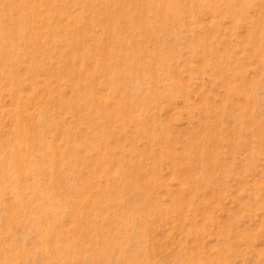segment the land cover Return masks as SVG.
<instances>
[{
    "label": "rangeland",
    "instance_id": "obj_1",
    "mask_svg": "<svg viewBox=\"0 0 264 264\" xmlns=\"http://www.w3.org/2000/svg\"><path fill=\"white\" fill-rule=\"evenodd\" d=\"M37 1L0 39V264H264V0H143L156 30L120 33Z\"/></svg>",
    "mask_w": 264,
    "mask_h": 264
},
{
    "label": "bare ground",
    "instance_id": "obj_2",
    "mask_svg": "<svg viewBox=\"0 0 264 264\" xmlns=\"http://www.w3.org/2000/svg\"><path fill=\"white\" fill-rule=\"evenodd\" d=\"M3 3H4V7L6 8L7 6H9V5H13V8L15 9L16 8V13L17 14H19V16L20 17H16V16H13L12 15V13H10L11 15H9L10 17L8 18V19H10L11 21H7L6 20V16L8 17V15H5V17L4 16H2V15H4V13L5 12H3V6H1V3H0V39H1V34L2 35H4V38H8V37H11L10 38V40H11V42L10 43H14V41H15V38L13 39V37H14V35L12 36V34H11V26H12V20H14V25H15V27H19V29H22V28H24V25H25V23H24V18H26L27 17V14H31L32 16H34L35 15V10H34V8L32 7V3H34V1L35 0H30V1H26V3L23 5L21 2H17L16 0H1ZM0 1V2H1ZM109 0H104V1H102L103 2V6L106 8V9H108L109 11L108 12H110V14H109V19L111 20V22L112 23H114V30H116L117 32H124V30L126 29V27L128 26V25H130V26H139V27H147L148 29L146 30V31H150V32H154V30H156V26H154V25H152L151 24V22H149L148 20H146V19H143L142 17H143V10H144V3H143V0H123V1H121V0H115V1H117V2H119V4H118V6H116V7H114L113 9L111 8V5L109 4V2H108ZM222 4H224V5H226V6H231L233 3H232V1H230V0H219ZM38 2V1H37ZM39 2H41V4H43L42 3V1L41 0H39ZM38 2V3H39ZM164 3V2H163ZM169 3H171V0H169ZM217 3V2H216ZM126 4H128V5H130L131 4V6L134 8L132 11L133 12H130V9L128 10V7H126ZM220 4V3H219ZM157 5V4H156ZM161 5V4H160ZM164 6V5H163ZM48 8V7H47ZM103 8V7H102ZM49 9V8H48ZM47 9V10H48ZM98 9V8H97ZM101 9V8H100ZM53 10V9H52ZM161 10V9H160ZM29 11V12H28ZM50 12V11H49ZM153 13V12H152ZM22 14H24V15H26V17H24V16H22ZM133 14V16H131ZM153 15H155V14H153ZM127 16V17H126ZM58 18V17H57ZM60 19V18H59ZM156 20V19H155ZM43 23L44 24H46V25H48L49 24V22H48V18H43ZM60 21V20H59ZM61 23H63V20H62V22ZM49 27H50V29H51V26L49 25ZM69 27V26H68ZM67 27V28H68ZM35 29V28H34ZM13 30V29H12ZM159 30V29H158ZM112 31V30H111ZM13 32V31H12ZM80 33V32H79ZM110 35H111V33H109ZM111 38V37H110ZM68 39V38H67ZM82 39V38H81ZM68 41V40H67ZM82 42V41H81ZM159 42H160V39H159ZM163 42V40H161V43ZM109 45V44H108ZM161 47H162V44H161ZM124 49H126V50H128L129 49V46L128 45H125V47H124ZM30 50H28L27 52H25V53H28ZM20 52H21V49H19L18 50V52L17 53H19L20 54ZM1 55H2V57L3 56H6L7 55V53L5 54V52H3V51H1L0 50V58H1ZM10 58V57H9ZM8 58V59H9ZM47 69H49L48 67H47ZM107 70H108V72L110 73V72H112V74H111V77H113L114 75L113 74H116V70H115V65H114V67L113 66H109L108 68H107ZM11 73V71L10 70H7V69H0V74L2 75H5L9 80H12V75L10 74ZM129 77V75L127 76V82H129L130 83V79L128 78ZM115 78V77H114ZM142 79V78H141ZM138 81L139 80H136V82L134 81V85L135 84H137L138 83ZM91 100V99H90ZM41 116H42V118H41ZM41 116H40V119H38V122H37V124H38V126L39 127H41V128H45V125H46V121H47V117H45V114H44V116H43V113L41 114ZM19 124H20V122H19ZM18 124V125H19ZM20 130H19V132L20 133H18V135L20 136V135H22L21 136V138L24 140V138H25V140L26 141H28L29 143H33V144H41V140H42V138H43V135H44V133H43V131H41V129H40V131L38 130L37 132L35 131V132H30V128L29 129H27V130H25V126H24V124H21V127L19 128ZM37 142H39V143H37ZM24 145V144H23ZM15 147L16 148H13V153H14V151H15V149H17L18 148V153L20 154V155H22V152H21V149H22V143H20V144H17V146L15 145ZM20 161V160H19ZM139 163V162H138ZM136 164L137 166H138V168H139V165L140 164ZM9 166H7L6 168L7 169H12V170H14L13 169V167H15V162L14 163H12V164H8ZM31 166H33L32 164L30 165V167ZM38 167V166H37ZM36 167V168H37ZM136 167V166H135ZM34 169H35V167H34ZM135 171V170H134ZM9 172V171H8ZM30 172V171H29ZM125 172V171H124ZM123 172V173H124ZM136 172H137V170H136ZM14 173V172H13ZM14 174H9V177L11 176V179L13 180V182L15 183V181H16V177H14L13 176ZM123 175V177H124V175L125 174H122ZM127 176V175H126ZM142 177H143V174L141 173V172H137V174H136V178H138V179H142ZM2 182H3V180H2ZM93 182V181H92ZM40 183V182H39ZM3 189V187H1L0 186V189ZM72 188V187H71ZM70 188V189H71ZM4 189H6L5 187H4ZM11 190H12V192L15 194V196L16 195H19V193H20V191L17 189V188H15V187H11L10 188ZM21 196H20V199H19V201H20V207H24L26 204L24 203V196H23V193H21L20 194ZM44 197V196H43ZM46 198V197H45ZM45 207L43 206V208H42V210L44 209ZM40 209H41V206H40ZM77 209V208H76ZM45 214L47 215V214H49L48 213V211H46L45 212ZM50 215V214H49ZM48 216V215H47ZM88 216H89V214H88ZM107 216H109V215H107ZM110 217V216H109ZM112 217V216H111ZM38 226V224L36 225V227ZM37 228H39V227H37ZM36 228V229H37ZM56 237V236H55ZM95 241V240H94ZM98 242V241H97ZM92 243V242H91ZM110 244V243H109ZM117 244V246L119 247V243H116ZM110 245H112V244H110ZM95 246H97V244L95 245ZM104 247V246H103ZM103 247H102V250H103ZM106 247H107V245H106ZM116 247V246H115ZM114 247V248H115ZM97 248V247H96ZM107 248H109V247H107ZM106 248V249H107ZM111 248H113V245L111 246ZM111 248H110V250H111ZM100 249V248H99ZM101 250V249H100ZM108 250V249H107ZM95 251V250H94ZM97 251V250H96ZM106 251V250H105ZM112 251V250H111ZM100 252V251H99ZM137 261V260H136ZM138 262V261H137ZM122 263H123V261H122ZM99 264V263H98ZM124 264V263H123ZM139 264H140V262H139Z\"/></svg>",
    "mask_w": 264,
    "mask_h": 264
}]
</instances>
